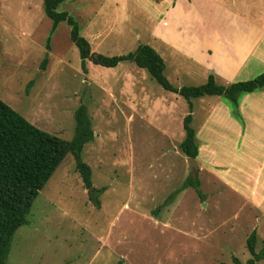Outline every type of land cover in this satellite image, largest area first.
I'll return each mask as SVG.
<instances>
[{
  "label": "rangeland",
  "instance_id": "1",
  "mask_svg": "<svg viewBox=\"0 0 264 264\" xmlns=\"http://www.w3.org/2000/svg\"><path fill=\"white\" fill-rule=\"evenodd\" d=\"M166 5L67 0L62 9L78 19L94 51L114 56L140 44L154 47L153 28ZM51 29L43 0H0V98L68 140L75 134V112L85 104L94 138L82 156L94 187L106 190L101 207L95 206L68 154L34 201L29 222L15 233L7 264H236L235 257L246 263L255 229L261 251L264 213L213 184L200 167L190 169L180 147L187 100L131 61L116 67L89 61L85 72L68 23L59 25L48 49ZM165 74L177 87L203 84L175 79L170 60ZM192 176H199L204 198L188 187L164 206Z\"/></svg>",
  "mask_w": 264,
  "mask_h": 264
},
{
  "label": "crops",
  "instance_id": "2",
  "mask_svg": "<svg viewBox=\"0 0 264 264\" xmlns=\"http://www.w3.org/2000/svg\"><path fill=\"white\" fill-rule=\"evenodd\" d=\"M158 15L154 48L175 79L205 83L214 74L229 84L264 72V0H167ZM187 102L200 174L264 213V87L241 93L237 104L220 95Z\"/></svg>",
  "mask_w": 264,
  "mask_h": 264
},
{
  "label": "trees",
  "instance_id": "3",
  "mask_svg": "<svg viewBox=\"0 0 264 264\" xmlns=\"http://www.w3.org/2000/svg\"><path fill=\"white\" fill-rule=\"evenodd\" d=\"M46 15L52 20L51 34L47 38V48L51 47L53 33L62 22L71 28L70 36L78 47L82 59V67L88 72L87 61L106 67H116L123 61L136 63L145 68L166 90L174 92L191 101L192 98L220 95L235 104L241 93L253 92L264 87V72L253 79L222 84L214 74L200 85H184L177 87L165 74L166 63L161 54L149 44H140L136 50L123 55L108 56L94 52L90 41L82 35L78 19L67 10H61L66 0H43ZM48 63L44 58L43 66ZM75 134L70 140L52 134L29 121L0 98V264H7L12 242L17 230L29 222L34 201L46 186L68 154L72 153L84 185L90 191V200L101 207L100 196L106 187L96 189L93 185L91 166L83 160V149L94 138L92 120L85 104H81L75 112ZM193 122L192 103L190 112L184 118L185 137L180 145L182 152L191 158H197L199 146L197 132ZM198 177H189L181 189L175 190L164 202L169 205L185 188L194 187L201 198L204 195L199 188ZM258 234L253 230L247 240L251 257L242 263L237 257L236 264H255L264 259V247L257 251ZM123 260L117 264H123Z\"/></svg>",
  "mask_w": 264,
  "mask_h": 264
},
{
  "label": "water",
  "instance_id": "4",
  "mask_svg": "<svg viewBox=\"0 0 264 264\" xmlns=\"http://www.w3.org/2000/svg\"><path fill=\"white\" fill-rule=\"evenodd\" d=\"M189 165L191 171L197 170L198 169V164L195 158L188 157ZM92 189H90L91 191Z\"/></svg>",
  "mask_w": 264,
  "mask_h": 264
}]
</instances>
